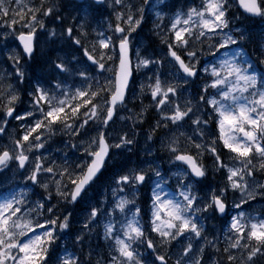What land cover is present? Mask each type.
I'll list each match as a JSON object with an SVG mask.
<instances>
[{
    "label": "snow or ice",
    "instance_id": "6c2138e0",
    "mask_svg": "<svg viewBox=\"0 0 264 264\" xmlns=\"http://www.w3.org/2000/svg\"><path fill=\"white\" fill-rule=\"evenodd\" d=\"M107 2L94 0L96 5ZM235 3L242 15L264 20V0ZM235 3L203 0L200 8H189L187 12L180 9L173 14L170 24L154 25L153 31L165 45L163 56L136 52V68L147 69L143 74L148 76L151 106L157 119L143 137L145 156L151 159L129 167L130 159L117 164L114 157L139 148L140 134L133 138L125 131L113 141L107 129L115 123L119 108L127 105V91L134 75L130 57L132 34L143 31L145 14L153 7L151 0H143L139 8L130 0H111L117 23L114 29L109 26L111 36L98 33L99 58L95 45L90 52L81 37L74 34V27L65 26L61 6L45 0L38 5L32 0H0V37L6 48L14 49L8 59L13 61L14 79L18 80L15 87L10 85L7 92L0 93V134H7L10 119L29 121L21 125L23 135L13 140V147L0 148V173L6 175L18 168L23 178L22 185L14 183L7 187L0 181V264H86L82 255L67 247L60 250L58 243L64 239L65 230L72 228L73 213L65 208L66 215L58 214L57 207L61 202L77 205L81 201L88 208L84 218L76 221L81 225L75 241L80 251L83 252L86 242L90 244L101 223L104 241L115 244L114 248L111 243L108 245V256L103 261L97 259L96 264H168V259L173 258V241L181 245L174 257L175 264H210L211 257L208 262L204 260L205 246L217 252L220 249L219 238L209 240L201 223L208 219L224 220V252L229 264H235V252L241 250V264H256L255 258L264 256V215L252 216L244 207H251L250 201L257 196L264 198V183L255 181L257 170L264 172V37L254 42L239 24H233L228 9ZM161 4L162 8L169 7L164 0ZM124 8L127 13L122 11ZM156 18L163 21L162 13L157 12ZM78 19L81 35L87 38L86 28L91 25L83 17ZM49 20L61 28L59 40L71 51L53 62L54 76L34 81L26 91L30 109L21 113L15 105L22 102L17 93L25 83L23 65L33 60L41 36L52 44L58 39L56 29H49ZM9 37L19 41L22 52L19 46L9 44ZM249 44L253 45L251 51ZM81 50L83 55L78 57L76 53ZM166 66H170L167 75L163 71ZM105 72L110 75L104 76ZM192 86L196 88L194 93L189 91ZM69 97L79 102L70 104ZM143 115L141 109L135 118L129 115L120 119L131 120L135 129L145 123ZM90 121L96 123L97 135L84 146L85 133L92 127ZM161 129L165 130L163 134ZM46 132L48 136L44 135ZM58 132L79 137L82 142L71 143L74 159L65 153L62 167H57L56 159L44 163L45 152L49 151L45 144ZM206 136L209 140H205ZM182 137L194 146L195 155L181 146ZM63 143L68 147V142ZM157 143L166 155L156 154ZM221 145L230 154L232 164H225ZM205 153L214 158L213 169L226 182L213 190L210 197L202 198L197 192L208 176L202 162ZM110 163L115 168L107 185L111 199L105 196L103 202L91 204L86 199L89 190ZM65 177L68 183L64 182ZM146 186L151 191L150 231L160 237V247L169 248L167 255L157 251V243L151 235L146 237L147 229L141 223L143 210L138 199ZM37 188L42 192H37ZM229 189L240 194L239 202L233 200L234 213L227 204ZM29 193L37 199L32 200ZM54 199L56 204L52 203ZM95 236L99 241L100 232L95 231ZM145 241L146 250H151L147 258L137 252ZM153 254L154 259H149ZM92 255L90 248L87 264H91Z\"/></svg>",
    "mask_w": 264,
    "mask_h": 264
},
{
    "label": "rangeland",
    "instance_id": "374dc122",
    "mask_svg": "<svg viewBox=\"0 0 264 264\" xmlns=\"http://www.w3.org/2000/svg\"><path fill=\"white\" fill-rule=\"evenodd\" d=\"M33 3L39 4L40 0H32ZM51 2L52 4L59 5L61 6V15L64 17V24L65 26L71 25L74 27V34L76 36H80L85 47L88 48V50L91 52L93 51V46L95 45V51L97 52V58L98 56V51H99V44L98 40L100 37L98 36L99 32H103L105 35L109 34L110 36L112 35V30L115 27V24L117 23L116 21V14L113 12L112 7H111V0H108L107 3L102 4L101 6H94L90 2H85L82 4L74 3V2H69L67 0H45V3ZM165 3L169 5L168 8H162L161 0H151V3L153 5L152 8H149L145 14V23L143 24V31L138 30V35L137 33H133V47L131 48V58H132V68H133V80L129 88L128 92V100H127V106H125L123 109L119 108L118 114L115 117V123L111 125V127L107 130L110 134L109 139L110 140H115L118 134H123V132L127 131L130 136L135 137L136 133H139L138 127L133 129L132 126V121L131 120H121L120 117L124 116L127 117L129 115H132L134 118L135 116L139 115L141 112V109H144V115L143 119H146V114L148 111H150V120H152V124L150 126H154L157 116L155 113L154 108L151 106V97L149 95V89H148V76L144 75L143 73L147 72V69L136 68V52L140 51L142 55H148V56H153L156 55L157 57H161L164 54L165 45L161 44L160 42V37H158L155 32L153 31L154 25L155 24H160L163 22L165 25L170 24L171 17L173 14L180 10L183 9L184 12H187L189 8H200V6L203 3V0H164ZM130 3L135 5L137 8L143 5V0H130ZM233 3H235V0H233ZM91 5V6H90ZM123 12L127 13L128 9L124 8L122 10ZM229 13L231 14L233 20V24H239L240 21L243 20L244 16L241 15L237 8V4L235 3V6H230L228 9ZM157 12H161L163 16V21L157 20ZM78 17H83L84 22L86 24H90V27L86 28L87 31V38L81 35V29H79V24L81 23V20L78 19ZM238 18V19H237ZM111 25V29L110 26ZM240 25V24H239ZM48 26L49 29L51 30L52 28L56 29L57 32V42L55 44L52 43H47L46 38L44 36H41L39 44L36 49L35 56L33 60L28 62L27 64L23 65L25 69V83L20 86V90L18 91V95L21 96L22 102H17L15 107L16 110L19 112H24L26 109H30V105L27 103V96H26V91L31 88L34 85V81L36 79H42V80H48L52 76L55 75L53 71V62L57 59V57H60L63 59L67 54L70 53L71 49L69 46L59 40V35L61 32V28L53 24L50 20L48 21ZM241 27V26H240ZM17 28L19 29V25H17ZM23 31H27L24 29ZM146 32L148 34L146 35ZM146 36L151 38V41H146ZM146 40H145V39ZM261 39L260 34H257L256 41H259ZM9 44H15L17 46V40L14 37H9ZM149 45V46H148ZM199 47V45H197ZM207 47V44H205V48ZM20 48V47H19ZM110 49H107L105 51H109ZM14 51L13 48H6L3 45V38L0 37V93L2 92H7L9 86L15 87L16 84H18V80L14 79L15 77V68L13 67V61L8 59V54L9 52ZM20 51L22 52L21 48ZM78 57H82L83 52L82 50L79 53H76ZM86 59V58H85ZM110 63V62H108ZM151 67V66H150ZM168 67L166 66L164 68V73L167 75L168 72ZM95 75V74H94ZM104 76H109L110 73L105 72L103 74ZM148 75H151L149 72ZM59 79V77H57ZM77 80H79V77H76ZM101 82H103V77H100ZM202 83V82H198ZM141 85L144 86V91H141ZM84 87H87V85H84ZM190 92H195L196 88L195 86H192L189 89ZM72 94H75V89L72 90ZM187 97V93L185 94V98ZM143 101V102H141ZM68 102L70 104H75L78 103V100H72L71 97L68 98ZM132 102H136L137 104V109L134 110V114L129 113V104ZM183 103V99H182ZM84 109L82 108L81 111ZM3 115V110L2 106H0V116ZM83 119V117H81ZM155 119V120H153ZM29 121L27 120H15V119H10L9 123L7 124V134H0V148H3L5 145H7L9 148L13 147V140L18 136V135H23V129L21 125L27 124ZM149 121L146 120L145 124H147ZM92 127L88 129V132L85 133L84 136V141L83 144L84 146H87V141L91 139L92 137L96 136L97 133L94 131V129L97 127L96 123H92ZM0 126H3V122L0 121ZM149 126V128H150ZM213 131H215V127L212 125ZM83 132V129L81 130ZM165 130L161 129L160 134H163ZM140 134V146L137 149H134V152L137 156V163H140L141 161L145 159H151V157H146L144 153V139L143 137L146 135H143V132L139 133ZM45 136H48L49 134L46 132L44 134ZM205 140H209V137H205ZM63 142H68V147H64ZM76 142L77 144L82 143L80 141L79 137H69L66 135H62L61 133H57L55 136H53L50 140L47 141L45 144V148L49 149V151L45 152V160L44 163L47 164L48 161L56 159L57 160V167H62L63 166V160L61 159L65 153H68L70 156H72V149H71V143ZM181 146L189 148L192 153L195 155L196 150L193 145L188 143L187 141L184 140V138H181ZM221 150V155L224 158L225 164H232L233 161L230 159V154L226 152V150H223V148L220 147ZM154 151L156 152L157 155H166L162 154L160 152V147L159 143H157L154 147ZM80 153H75V155H79ZM32 155V153H30ZM33 162L35 160V156H32ZM72 159H74V156H72ZM213 157L211 156L210 153H205V155L202 157V162L208 169V176H216L214 179L215 183H206L203 187L202 192L199 191L197 194L200 197H205L208 196L210 197L212 194L213 190H218L220 187L223 186V183L226 181L221 179V175L219 172L215 171L213 169ZM71 163V161H70ZM157 163H161L160 160L157 161ZM164 167L167 168L168 164L167 161H163ZM146 167V165H145ZM19 169L18 168H13L12 171L7 172V174H0V181L4 182V186H10L14 183H19L23 184V178L19 175ZM257 173V172H256ZM259 178L255 175V181H258L260 183H263L262 180H258ZM50 182V181H49ZM64 182L68 183L67 177L64 178ZM110 184V183H109ZM107 184V185H109ZM107 185H101L99 183H95L93 189L89 190L88 197L86 199H90L91 204H96L98 202H103L105 199V196L110 200L111 199V190L110 188H107ZM69 187L71 185L69 184ZM173 190L175 189V183L172 184ZM38 189V191H37ZM37 192H42V189L37 188ZM141 191L146 195L149 193V196H151V191L149 187H144ZM141 193V192H140ZM55 186H53V196L55 197ZM29 196L32 200H36L37 197L34 196L31 197V193H29ZM240 194L233 193L231 189H229L227 193V204L229 207L230 212H235L234 206H233V200L235 199L237 202H239ZM61 199L62 198H58ZM56 199L52 201L53 204H56ZM251 207H248V205H245L246 212L252 216L259 217L258 214L256 213L259 211L260 208L264 207V198L257 196L254 201H250ZM65 208L69 209L72 211L73 215L71 217L72 219V228L70 230H65L63 233L64 239L58 241L60 245V250H63L65 247H67L70 251H75L74 245H73V239L76 241V234L78 230L80 229L81 225L76 223V221L82 220L84 218V211L86 208H88V204L85 201H81L79 204L74 205L73 207H69L68 205H64L61 202V205L57 207L56 211L58 214L63 213L67 214L65 212ZM103 220V218H101ZM214 219H208L207 221V228L209 230L207 231L206 235L209 240H211L213 237H218V247L220 251H223V254L226 255V262L227 260V254L224 252V248L227 244V240L225 238L224 233L227 231V228L224 227V223H214ZM204 221V220H203ZM202 222V221H201ZM230 222V221H229ZM223 229V231H222ZM95 231V230H94ZM97 231L101 232L103 235V224L101 223L99 229ZM151 235L153 240L157 243V251H160L159 253L162 255H167L169 253V248L168 247H160L159 245V240L160 237H158L155 233H149L147 236ZM146 236V237H147ZM92 239H95L96 236L92 235ZM101 243H104L105 246L103 248V251L101 252V247L95 249L93 245L90 244L89 242L85 243V248L86 250L83 253V257L85 259V262L87 264V260L89 257V249L91 248L93 255L91 256V264H96L97 259H103L108 256L110 249L108 245L111 243L112 247H115L114 241H103ZM187 243V241H185ZM203 243V242H202ZM173 244L175 245L174 248L171 249V256L173 258L168 259V264H175V259L174 257L176 256L179 248L181 245L176 244L175 241H173ZM101 246V245H100ZM219 251V252H220ZM213 252H217L214 248L207 247L205 246V254H204V260L208 262V258L211 257V262L210 264L214 263V258ZM243 250L240 252H235L236 255V261L235 264H241V253ZM152 259H154V254L152 256ZM229 263V262H228Z\"/></svg>",
    "mask_w": 264,
    "mask_h": 264
},
{
    "label": "trees",
    "instance_id": "16d2710c",
    "mask_svg": "<svg viewBox=\"0 0 264 264\" xmlns=\"http://www.w3.org/2000/svg\"><path fill=\"white\" fill-rule=\"evenodd\" d=\"M248 21V25H246L242 30H245L246 33L250 36V38L255 42L256 38H257V34H260V37H264V20L259 19L257 20H251V19H246ZM258 24V25H257ZM148 34V32H146V35ZM147 39H149V41H151L150 37H147ZM252 44L248 45V49L249 51H251L252 49ZM258 177L260 178V180L263 181L264 183V173H259ZM208 180V179H207ZM148 212V211H147ZM262 215H264V210H262ZM142 216V215H141ZM144 219L148 220L147 216H142ZM262 264H264V257H262Z\"/></svg>",
    "mask_w": 264,
    "mask_h": 264
},
{
    "label": "water",
    "instance_id": "95a60500",
    "mask_svg": "<svg viewBox=\"0 0 264 264\" xmlns=\"http://www.w3.org/2000/svg\"><path fill=\"white\" fill-rule=\"evenodd\" d=\"M77 1H79V2H82V1H84V0H77ZM94 1V0H93ZM241 11H242V9H241ZM22 47V46H21Z\"/></svg>",
    "mask_w": 264,
    "mask_h": 264
}]
</instances>
